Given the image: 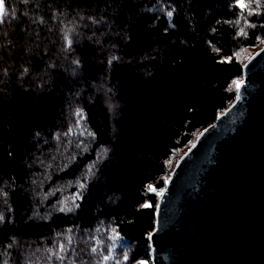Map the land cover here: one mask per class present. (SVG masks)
<instances>
[{
	"label": "trees",
	"instance_id": "16d2710c",
	"mask_svg": "<svg viewBox=\"0 0 264 264\" xmlns=\"http://www.w3.org/2000/svg\"><path fill=\"white\" fill-rule=\"evenodd\" d=\"M5 4L0 264L152 259L159 197L236 99L264 0Z\"/></svg>",
	"mask_w": 264,
	"mask_h": 264
},
{
	"label": "water",
	"instance_id": "95a60500",
	"mask_svg": "<svg viewBox=\"0 0 264 264\" xmlns=\"http://www.w3.org/2000/svg\"><path fill=\"white\" fill-rule=\"evenodd\" d=\"M237 97L175 164L152 264H264V45L245 62Z\"/></svg>",
	"mask_w": 264,
	"mask_h": 264
},
{
	"label": "snow or ice",
	"instance_id": "6c2138e0",
	"mask_svg": "<svg viewBox=\"0 0 264 264\" xmlns=\"http://www.w3.org/2000/svg\"><path fill=\"white\" fill-rule=\"evenodd\" d=\"M6 15H7V12H6L5 0H0V23H3L4 17ZM68 43L70 45L71 41L69 40ZM233 83L235 85V88L238 90L241 86L242 81L237 80V81H234ZM237 98H239V97H237ZM149 188H151V186H149ZM144 207H149V205H144Z\"/></svg>",
	"mask_w": 264,
	"mask_h": 264
},
{
	"label": "rangeland",
	"instance_id": "374dc122",
	"mask_svg": "<svg viewBox=\"0 0 264 264\" xmlns=\"http://www.w3.org/2000/svg\"><path fill=\"white\" fill-rule=\"evenodd\" d=\"M263 45H264V42H263ZM262 45V46H263ZM261 46V47H262ZM261 47H259V48H255V49H249V50H247L245 53H244V55H243V57L244 58H246L247 60L258 50V49H260ZM237 80H239L240 81V79L239 78H237L235 81H237ZM242 81V80H241ZM137 264H152V259L150 258L149 260H145V261H141V262H139V263H137Z\"/></svg>",
	"mask_w": 264,
	"mask_h": 264
}]
</instances>
